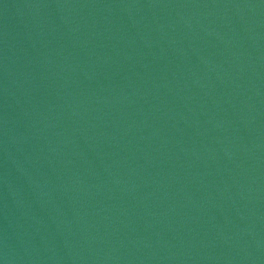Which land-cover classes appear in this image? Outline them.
<instances>
[{
  "label": "water",
  "instance_id": "water-1",
  "mask_svg": "<svg viewBox=\"0 0 264 264\" xmlns=\"http://www.w3.org/2000/svg\"><path fill=\"white\" fill-rule=\"evenodd\" d=\"M0 264H264V0H0Z\"/></svg>",
  "mask_w": 264,
  "mask_h": 264
}]
</instances>
